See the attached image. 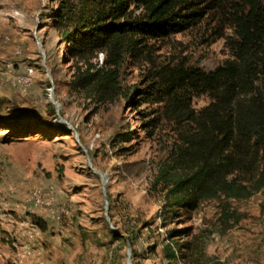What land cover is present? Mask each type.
<instances>
[{
  "label": "rangeland",
  "instance_id": "374dc122",
  "mask_svg": "<svg viewBox=\"0 0 264 264\" xmlns=\"http://www.w3.org/2000/svg\"><path fill=\"white\" fill-rule=\"evenodd\" d=\"M61 2L85 0H0V264H264V188L171 210L158 178L180 133L162 93L149 95L167 69L232 61L243 2L206 0L196 24L145 41L105 104L70 86ZM210 102L195 93L191 107ZM170 238L184 247L174 262Z\"/></svg>",
  "mask_w": 264,
  "mask_h": 264
},
{
  "label": "trees",
  "instance_id": "16d2710c",
  "mask_svg": "<svg viewBox=\"0 0 264 264\" xmlns=\"http://www.w3.org/2000/svg\"><path fill=\"white\" fill-rule=\"evenodd\" d=\"M205 1L85 0L80 10L61 2L55 27L63 30L67 56L74 61L71 88L99 104L114 101L121 94L124 57L147 40L196 24ZM241 1L244 8L233 18L238 38L234 59L208 73L167 69L149 94L162 93L164 113L180 133L173 161L158 178L171 210H194L219 195L247 198L264 188V0ZM100 53L104 60L94 63ZM195 93L211 99L200 111L191 107ZM34 223L46 230L42 220L35 218ZM183 248L170 238L168 261L174 262Z\"/></svg>",
  "mask_w": 264,
  "mask_h": 264
},
{
  "label": "built area",
  "instance_id": "2783aa9c",
  "mask_svg": "<svg viewBox=\"0 0 264 264\" xmlns=\"http://www.w3.org/2000/svg\"><path fill=\"white\" fill-rule=\"evenodd\" d=\"M16 264H22V262H17Z\"/></svg>",
  "mask_w": 264,
  "mask_h": 264
},
{
  "label": "crops",
  "instance_id": "0c3cea01",
  "mask_svg": "<svg viewBox=\"0 0 264 264\" xmlns=\"http://www.w3.org/2000/svg\"><path fill=\"white\" fill-rule=\"evenodd\" d=\"M17 232H18V231H17ZM17 232L15 233V235H18ZM23 232H24V231H22V233H23Z\"/></svg>",
  "mask_w": 264,
  "mask_h": 264
},
{
  "label": "water",
  "instance_id": "95a60500",
  "mask_svg": "<svg viewBox=\"0 0 264 264\" xmlns=\"http://www.w3.org/2000/svg\"><path fill=\"white\" fill-rule=\"evenodd\" d=\"M128 264H131V261L129 260Z\"/></svg>",
  "mask_w": 264,
  "mask_h": 264
}]
</instances>
